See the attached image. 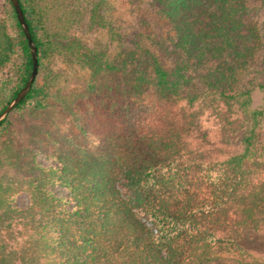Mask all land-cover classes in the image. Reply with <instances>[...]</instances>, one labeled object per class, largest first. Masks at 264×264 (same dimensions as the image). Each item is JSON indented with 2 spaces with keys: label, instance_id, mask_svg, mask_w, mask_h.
Wrapping results in <instances>:
<instances>
[{
  "label": "trees",
  "instance_id": "1",
  "mask_svg": "<svg viewBox=\"0 0 264 264\" xmlns=\"http://www.w3.org/2000/svg\"><path fill=\"white\" fill-rule=\"evenodd\" d=\"M1 1L0 112L32 68L14 8ZM18 1L37 49V75L0 121V137L16 112L60 125L52 116L64 111L48 103L58 62L92 77H114L120 87L107 91L131 103L142 102L148 91L159 109L216 94L247 121L241 150L208 163L188 158L189 128L168 115L145 129L130 119L127 136L112 139L107 149L66 133L51 138L57 146L52 162L36 161L38 151L31 149L28 163L18 162L29 174L22 208L31 214L20 263L255 264L240 242L244 232L264 231V160L256 148L264 120V0H154L153 17L140 23L147 35L136 32L125 44L104 12L108 0ZM95 28L116 42L110 58L82 43V34ZM253 71L260 80L239 86L240 77ZM187 72L202 73V89L190 84ZM254 91L262 96L256 106ZM61 104L74 114L68 101ZM16 188L0 174V211L18 208Z\"/></svg>",
  "mask_w": 264,
  "mask_h": 264
},
{
  "label": "rangeland",
  "instance_id": "2",
  "mask_svg": "<svg viewBox=\"0 0 264 264\" xmlns=\"http://www.w3.org/2000/svg\"><path fill=\"white\" fill-rule=\"evenodd\" d=\"M1 2L0 0V5ZM153 2L154 0H108L109 5L104 12L117 27L124 44L133 39L136 32H142L143 37L147 35L140 23L143 19H151ZM252 5L255 8L258 6L256 2ZM78 34L81 35V32ZM81 37L82 43L108 58L115 53L116 42L110 39L105 29L95 28ZM144 41L147 40L144 38ZM53 70L59 75V80L50 91L48 103L64 111L60 116H52L53 122H61L60 125L49 126L42 117L35 119L26 113L16 112L11 114L10 124L0 137V148L6 157L0 170L1 177L5 181L13 182L20 191L17 195L14 194L18 208L0 211L2 264H21L19 253L25 248L31 235L30 228L24 225L31 214L22 208V203L24 204L27 198L24 183L29 174L19 168L18 162L28 163L31 149L38 151L36 161L44 159L46 162H52L56 157L57 146L51 145V138L58 140L64 133L75 134L92 148L107 149L112 139H124L127 136V122L130 119L133 118L141 129H145L146 126L162 124L168 115L170 119L175 117L179 124L188 126L185 142L193 151L188 158L194 162L221 161L242 148L240 137L246 128V116L216 94L201 95L191 106L184 101H178L159 109L156 105L157 99L151 91L146 92L143 101H136L137 103H131V100L127 101V97L114 92L111 94L107 90H115L119 85L116 79L109 75L92 77L84 68L61 62H58ZM185 75L191 85L203 88L202 73L187 72ZM259 80L260 76L253 71L240 77L239 86H252ZM261 97L258 91L252 93L254 106L260 104ZM64 100L70 103L68 108L73 115L63 109L61 102ZM257 137V152L264 160V120L258 129ZM240 243L250 253L255 264L264 261V231L244 232Z\"/></svg>",
  "mask_w": 264,
  "mask_h": 264
},
{
  "label": "water",
  "instance_id": "3",
  "mask_svg": "<svg viewBox=\"0 0 264 264\" xmlns=\"http://www.w3.org/2000/svg\"><path fill=\"white\" fill-rule=\"evenodd\" d=\"M15 14H16V18L22 28V31L26 37V42L28 44L29 50H30V54H31V60H32V68L29 74V77L27 79V81L25 82V84L23 85V87H21V89L18 91V93L15 95V97L6 105V107L0 112V121H2L11 111L12 109L15 107V105L26 95V93L29 91L36 75H37V49L36 46L34 44V42H32V39L30 37L29 34V30L27 27V24L25 22L24 19V15L22 12V9L19 5V1L18 0H10Z\"/></svg>",
  "mask_w": 264,
  "mask_h": 264
}]
</instances>
